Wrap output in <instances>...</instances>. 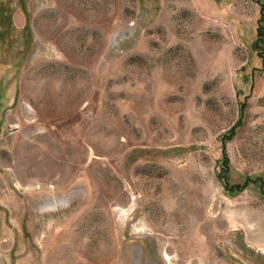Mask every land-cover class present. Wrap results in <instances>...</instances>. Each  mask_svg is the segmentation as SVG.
<instances>
[{
  "label": "rangeland",
  "instance_id": "374dc122",
  "mask_svg": "<svg viewBox=\"0 0 264 264\" xmlns=\"http://www.w3.org/2000/svg\"><path fill=\"white\" fill-rule=\"evenodd\" d=\"M0 264H264V0H0Z\"/></svg>",
  "mask_w": 264,
  "mask_h": 264
},
{
  "label": "trees",
  "instance_id": "16d2710c",
  "mask_svg": "<svg viewBox=\"0 0 264 264\" xmlns=\"http://www.w3.org/2000/svg\"><path fill=\"white\" fill-rule=\"evenodd\" d=\"M260 33L263 32V29L261 31H259Z\"/></svg>",
  "mask_w": 264,
  "mask_h": 264
}]
</instances>
